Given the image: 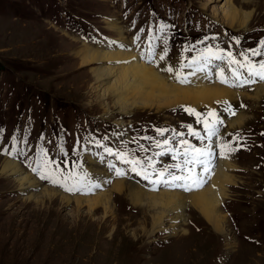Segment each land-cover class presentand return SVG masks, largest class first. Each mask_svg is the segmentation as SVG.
<instances>
[{
  "label": "rangeland",
  "instance_id": "1",
  "mask_svg": "<svg viewBox=\"0 0 264 264\" xmlns=\"http://www.w3.org/2000/svg\"><path fill=\"white\" fill-rule=\"evenodd\" d=\"M235 3L240 10H253L245 29L218 23L223 0H0V159L16 160L24 172L39 180L37 187L20 191L11 176H0V264H264V97H256L252 90L264 80L232 87L246 97L237 95L232 101L216 102V109L196 110L215 111L223 120L211 141L215 144L211 164L225 159L232 166L225 171L227 195L218 205L224 215L221 231L189 206L184 210L185 222L172 224L174 213L168 210L161 224L152 226L162 210L147 203V191H179L187 202L209 179L191 191L164 186L153 190L152 184L140 181L142 177L129 164L107 149L141 161L152 158L159 170L178 160L156 144L167 138L177 147L183 138L203 147L209 143L203 124L184 110L191 108L185 104L117 114L112 96L101 101L92 79L90 70L99 64L81 65L72 55L82 45L91 49L122 45L109 26L118 21L125 40H132V50L155 67L154 59L160 60L165 50V59L159 61L165 70L187 65V60L207 48L230 51L239 59L240 53L258 49L264 41V0ZM149 45L153 56H148ZM222 62L209 63L216 77L207 82L224 84L214 70ZM190 69L186 66L183 71L189 79ZM103 102L108 103L110 115L104 112ZM225 102L235 115L225 111ZM235 117L241 118L240 124L227 130L228 120ZM117 120L125 126L116 127ZM188 125L205 137L203 143L188 134ZM158 129L167 131L159 135ZM224 142L236 150L221 152L218 145ZM14 144L17 153L5 154L3 149L11 150ZM41 149L69 171L75 164L80 175L87 169L106 174L105 183L87 179L83 191L68 192L40 179L30 165L35 166ZM161 152L165 154L157 155ZM86 155L94 160L92 164L88 165ZM109 165L124 175H116ZM119 179L138 184L142 194L133 206L124 195L113 194L114 211L107 216L100 207L87 216L85 207L77 213L74 204H57L52 210L61 219L56 220L46 211L38 215L37 206L24 199L25 193H38L44 187L67 196H94Z\"/></svg>",
  "mask_w": 264,
  "mask_h": 264
},
{
  "label": "bare ground",
  "instance_id": "2",
  "mask_svg": "<svg viewBox=\"0 0 264 264\" xmlns=\"http://www.w3.org/2000/svg\"><path fill=\"white\" fill-rule=\"evenodd\" d=\"M237 1L223 0V4L219 8L221 11L219 13L222 14L220 22H218L219 24L235 29H245L249 25L252 20L253 10L238 9L235 3ZM241 1L244 4L249 3V0ZM109 26L110 30L116 35V41L122 45L112 49H91L92 47L89 48L82 45L80 50L74 51L72 55L75 59L80 60L81 65H87L92 62L99 64L90 70L92 79L97 83L96 90L99 92L101 101H104L110 95L112 96V105L117 114L129 115L137 108L155 107L162 109L180 104L188 105L195 110H199L202 107L215 108L214 104L216 102H224L225 100L229 102V100L232 101L237 95L246 97L241 93V90L238 91L225 84L207 82L206 80L212 76L213 78L216 77L215 73L210 71L209 63H201L199 66L205 73L196 71L195 67H193L190 69L191 78H187V82L181 84L175 83L172 80L173 77L171 79L170 73L165 70L164 64L162 65V62H159L161 60L154 59V62H158V67H155L152 63H146V59H141L137 51L132 50V40H125L124 29L118 21L109 22ZM122 46L127 47L128 50H121ZM118 63L120 64L118 65ZM215 72L218 75V72ZM252 88L256 97L261 95L264 97V83L255 85ZM101 106L105 108L104 112L106 114L110 115L112 113L109 111L110 108L107 102H103ZM240 122V117L228 120L226 129L232 130ZM114 123L118 128H123L126 124L122 120H117ZM211 147L213 151L215 144L211 143ZM85 158L88 165L94 161L88 155ZM227 162L225 159H218L217 163L210 164L209 167H215V169L204 177L205 180L209 179L208 184L200 190L191 193L187 202L183 201V196L179 191L169 189H159L156 192L147 191L144 194L147 197V203H151L153 206L160 205L159 207L162 210L152 219V226L160 225L162 218L168 210L174 213L172 224L185 222L184 210L189 206L194 208L212 228L221 231L224 215L220 213L218 205L227 195L226 189L223 186L226 179L225 171L232 167ZM86 173L88 174L86 180L93 179V181L101 184L105 183L106 174L104 175L102 172L97 174L91 173L88 169ZM0 176H11L20 191L37 187L39 184V180L32 178L31 174L24 172L19 163L14 159H0ZM136 185L138 184L119 179L112 183L106 191L98 192L94 196L82 197L67 196L57 190L44 187L38 193L32 191L25 193L24 199L27 203H33L37 206L36 210H34L38 215H42L46 211L48 215H54L56 220H59L60 216H57V211L52 210V208L57 204L62 206L74 204L77 213H80L81 209L85 207V214L87 216L100 207L103 209V215L107 216L114 211L113 194L119 197L121 194L124 195L132 206L137 202L139 195L142 193ZM46 203L48 208L44 210L47 206L45 205ZM171 226L174 228L176 225ZM180 231H182V235L184 236L188 233L186 230Z\"/></svg>",
  "mask_w": 264,
  "mask_h": 264
},
{
  "label": "snow or ice",
  "instance_id": "3",
  "mask_svg": "<svg viewBox=\"0 0 264 264\" xmlns=\"http://www.w3.org/2000/svg\"><path fill=\"white\" fill-rule=\"evenodd\" d=\"M138 39V38H137ZM154 52L149 45L148 56H153ZM166 50L164 54L160 55V60H164ZM252 57H262L260 60H253ZM213 59L225 60L229 65L231 72V78L224 75L223 70L219 71V79L221 83H224L230 87H243L247 83H254L258 80H264V41L261 42V46L258 49L249 50L248 53H240L239 59H237L230 51L225 52L222 49L213 51L211 48H207L204 52L189 62L187 65H181V67L174 71L173 67H168L166 71L173 73L178 82L184 83L187 80V76L183 74V68L185 66L193 68L195 66L196 71H202L199 67L201 61L204 63H211ZM243 106V105H241ZM186 112L195 116L197 123H202L205 136L209 143L204 144L203 147H198L192 144L187 139H179L178 146L172 147L171 142L166 138L163 142L156 144L157 148L166 150V153L172 155V159L178 160V163L174 165H167L162 169H156L155 163L152 158H148L145 161L136 159L135 157L129 158V155L125 152L114 153L111 149H107L110 155H115L122 162L131 166V171L141 176L144 180L153 185V190H157L159 186L168 188H182L185 191H191L198 189L205 183L204 177L209 173V165L212 162L213 151L211 147V141L213 137L218 136V129L223 124L218 114L215 111L210 110L206 114H201L192 108H185ZM225 111L231 115H235V111L232 106L225 102ZM159 135H164L165 129H158ZM188 134L202 143L205 137H202L191 125L187 126ZM175 136H182L180 133H175ZM175 138V137H174ZM26 143V141H25ZM100 146V145H98ZM221 152L235 151L228 142L218 145ZM5 154L12 155L17 153L15 144L12 149H3ZM147 151V149H145ZM165 154V152L158 153L157 155ZM31 170L40 179L47 180L55 186L62 187L68 192L83 191L82 185L86 180L88 174H78L75 171L76 165L73 164V170H67V165L61 167L53 158L49 157L46 150L41 149L35 160V166H31ZM110 168L115 169L114 165H109ZM116 175H124L119 169H115ZM91 187H99L98 184H93Z\"/></svg>",
  "mask_w": 264,
  "mask_h": 264
}]
</instances>
